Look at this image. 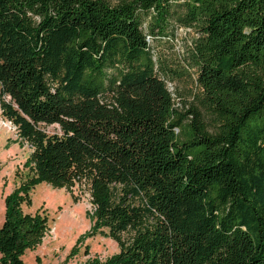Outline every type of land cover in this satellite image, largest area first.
<instances>
[{
    "label": "trees",
    "instance_id": "obj_1",
    "mask_svg": "<svg viewBox=\"0 0 264 264\" xmlns=\"http://www.w3.org/2000/svg\"><path fill=\"white\" fill-rule=\"evenodd\" d=\"M179 1L0 0L1 114L36 172L5 198L0 264L42 238L21 206L42 181L87 185L118 243L81 264H264V0ZM178 5L199 32L185 110L148 40Z\"/></svg>",
    "mask_w": 264,
    "mask_h": 264
},
{
    "label": "rangeland",
    "instance_id": "obj_2",
    "mask_svg": "<svg viewBox=\"0 0 264 264\" xmlns=\"http://www.w3.org/2000/svg\"><path fill=\"white\" fill-rule=\"evenodd\" d=\"M179 2L181 4L183 0ZM183 12L184 6H173L164 34L157 33L159 29L156 28L157 35L148 37V40L154 57L176 70L170 72L174 78L167 79V86L176 106L185 110L199 101L196 98L200 92L198 71L196 68L187 69L186 59L199 32L181 24L178 16ZM151 22L147 17L144 23L147 33ZM44 128L50 133L60 132L56 124ZM31 152L30 145L19 138L16 127L2 116L0 108V226L5 217L6 196L36 177ZM21 206L24 213L40 214L47 220L39 243L23 255L27 264H81L91 256L105 258L119 250L113 237L94 231V207L85 184L36 183L29 187L28 198Z\"/></svg>",
    "mask_w": 264,
    "mask_h": 264
}]
</instances>
